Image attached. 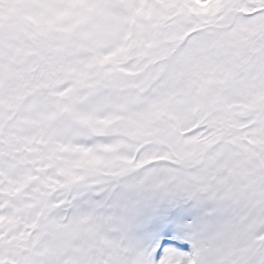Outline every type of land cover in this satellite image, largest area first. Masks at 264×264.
Returning <instances> with one entry per match:
<instances>
[{"label": "snow or ice", "instance_id": "obj_1", "mask_svg": "<svg viewBox=\"0 0 264 264\" xmlns=\"http://www.w3.org/2000/svg\"><path fill=\"white\" fill-rule=\"evenodd\" d=\"M0 264H264V0H0Z\"/></svg>", "mask_w": 264, "mask_h": 264}]
</instances>
